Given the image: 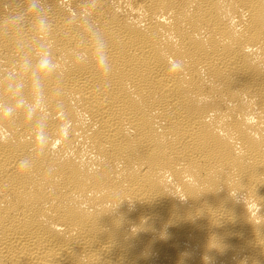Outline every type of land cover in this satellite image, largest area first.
<instances>
[{
  "label": "bare ground",
  "instance_id": "6f19581e",
  "mask_svg": "<svg viewBox=\"0 0 264 264\" xmlns=\"http://www.w3.org/2000/svg\"><path fill=\"white\" fill-rule=\"evenodd\" d=\"M46 4L62 110L43 148L0 121V264H264V0ZM89 10L107 75L73 62Z\"/></svg>",
  "mask_w": 264,
  "mask_h": 264
},
{
  "label": "clouds",
  "instance_id": "9594fccd",
  "mask_svg": "<svg viewBox=\"0 0 264 264\" xmlns=\"http://www.w3.org/2000/svg\"><path fill=\"white\" fill-rule=\"evenodd\" d=\"M78 27L80 39L72 50L73 62H90L101 75L109 74L112 66L108 40L91 10L81 17ZM0 29L12 35L15 50L11 61L0 64V121L22 116L30 126L34 146L43 148L52 139L53 113L62 110L58 98L64 70L55 51V25L46 0H24L23 6L16 8L6 5L0 13ZM18 166L29 169L31 157L21 159Z\"/></svg>",
  "mask_w": 264,
  "mask_h": 264
}]
</instances>
